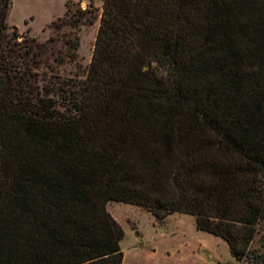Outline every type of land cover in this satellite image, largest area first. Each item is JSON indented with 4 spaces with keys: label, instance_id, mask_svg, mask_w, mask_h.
<instances>
[{
    "label": "trees",
    "instance_id": "16d2710c",
    "mask_svg": "<svg viewBox=\"0 0 264 264\" xmlns=\"http://www.w3.org/2000/svg\"><path fill=\"white\" fill-rule=\"evenodd\" d=\"M85 77L0 0V264H123L110 201L196 217L246 259L264 221V0H102ZM71 8L68 6V11ZM59 65L78 61L64 34Z\"/></svg>",
    "mask_w": 264,
    "mask_h": 264
},
{
    "label": "rangeland",
    "instance_id": "374dc122",
    "mask_svg": "<svg viewBox=\"0 0 264 264\" xmlns=\"http://www.w3.org/2000/svg\"><path fill=\"white\" fill-rule=\"evenodd\" d=\"M102 4V0H12L7 21L39 43L56 39L47 44L43 71L54 66L62 76L79 74L83 78L93 56L99 19L94 23L84 19L77 27H59L69 21L70 14L79 16L81 10L101 14ZM65 33L78 36L79 57L76 63L67 60L59 65L55 58L59 51L66 52ZM107 209L125 232L120 242L123 264H264V221L257 226L249 257L238 260L224 238L198 229L194 215L173 212L158 218L146 207L121 201H110Z\"/></svg>",
    "mask_w": 264,
    "mask_h": 264
}]
</instances>
